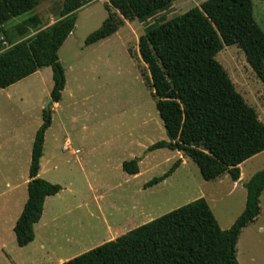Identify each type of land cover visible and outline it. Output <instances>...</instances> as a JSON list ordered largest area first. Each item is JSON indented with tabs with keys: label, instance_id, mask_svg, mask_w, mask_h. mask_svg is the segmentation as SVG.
Here are the masks:
<instances>
[{
	"label": "rangeland",
	"instance_id": "374dc122",
	"mask_svg": "<svg viewBox=\"0 0 264 264\" xmlns=\"http://www.w3.org/2000/svg\"><path fill=\"white\" fill-rule=\"evenodd\" d=\"M204 1L175 0L164 14L145 23L122 20L113 35L90 45L84 41L106 19L108 0L88 1L76 12L74 28L58 50L65 86L60 101L49 105L38 171L39 178L61 190L46 198L33 226L34 239L24 247L16 245L13 226L27 197L31 146L49 100L51 68L0 90V264H60L199 198L221 229L231 227L244 208V184L264 169V151L241 163L240 178L233 182L227 174L203 180L197 166L177 150H147L167 137L138 39L159 18L180 16ZM62 3L38 0L31 11L10 19L5 28L12 43L21 39L13 32L15 25L36 15L45 29L59 19ZM252 8L264 33V2L252 0ZM8 47L4 41L0 51ZM215 59L264 125V89L243 51L224 46ZM64 143H69L67 151L62 150ZM134 158L139 171L129 175L122 163ZM178 160L169 177L145 188ZM10 177L20 183L12 197ZM259 207L258 224L264 225V190ZM236 258L239 264H264V231H244Z\"/></svg>",
	"mask_w": 264,
	"mask_h": 264
},
{
	"label": "trees",
	"instance_id": "16d2710c",
	"mask_svg": "<svg viewBox=\"0 0 264 264\" xmlns=\"http://www.w3.org/2000/svg\"><path fill=\"white\" fill-rule=\"evenodd\" d=\"M88 1L93 0H63L59 19L45 29L36 15L23 20L13 27L21 39L12 43L5 24L31 11L38 0H0V49L4 41L9 44L0 51V90L49 67V99L60 101L65 76L58 50L74 28L76 12ZM174 1L108 0L106 19L84 44L110 37L122 20L145 23L164 14ZM234 45L243 51L264 89V33L254 22L252 0H206L180 16L159 18L138 39L139 56L167 137L147 150L181 152L205 181L224 174L238 181L239 165L264 151V125L215 59L224 46ZM42 120L31 146L27 198L13 227L18 247L33 241V226L42 216L45 199L61 190L38 177L50 110H43ZM178 166L179 160L145 188L163 181ZM122 170L138 174V159L124 161ZM244 188V208L228 229L218 226L206 201L199 198L60 264H239L236 244L242 229L260 213L264 169Z\"/></svg>",
	"mask_w": 264,
	"mask_h": 264
},
{
	"label": "crops",
	"instance_id": "0c3cea01",
	"mask_svg": "<svg viewBox=\"0 0 264 264\" xmlns=\"http://www.w3.org/2000/svg\"><path fill=\"white\" fill-rule=\"evenodd\" d=\"M64 145V144H63ZM40 169V168H39ZM8 178L5 176V180H7ZM11 181H10V185L8 186V189H10V196L12 197L14 193H16V191L19 189L20 187V183H18V178L17 179H13V177H10ZM29 180V178H28ZM28 180H26V187H27V182ZM27 198V197H26ZM46 200V199H45ZM26 201V200H25ZM25 203V202H24ZM24 205V204H23ZM44 206V205H43ZM23 207V206H22ZM22 210V209H21ZM21 213V212H20ZM20 215V214H19ZM19 217V216H18ZM17 217V218H18ZM259 218H260V214L257 216V218L255 219V221L249 225H247L246 227H244L242 229V231L240 232V235L246 231L247 233H252L254 234V230H258L260 232H263L264 231V225L262 224H258V221H259ZM17 220V219H16ZM16 222V221H15ZM15 225V223H14ZM14 227V226H13ZM239 235V236H240ZM239 238V237H238ZM63 261L60 260V263H62Z\"/></svg>",
	"mask_w": 264,
	"mask_h": 264
},
{
	"label": "built area",
	"instance_id": "2783aa9c",
	"mask_svg": "<svg viewBox=\"0 0 264 264\" xmlns=\"http://www.w3.org/2000/svg\"><path fill=\"white\" fill-rule=\"evenodd\" d=\"M69 149V143H64V145L62 146V150L63 151H67ZM77 152V151H75Z\"/></svg>",
	"mask_w": 264,
	"mask_h": 264
},
{
	"label": "water",
	"instance_id": "95a60500",
	"mask_svg": "<svg viewBox=\"0 0 264 264\" xmlns=\"http://www.w3.org/2000/svg\"><path fill=\"white\" fill-rule=\"evenodd\" d=\"M50 104H51V100L49 99V100H47V102L45 104V108H44L45 111H48L49 110V105Z\"/></svg>",
	"mask_w": 264,
	"mask_h": 264
}]
</instances>
